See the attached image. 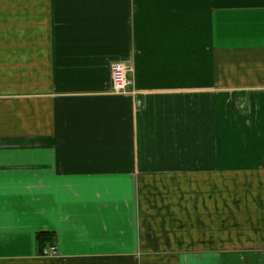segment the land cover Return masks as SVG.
<instances>
[{
  "label": "crops",
  "instance_id": "crops-1",
  "mask_svg": "<svg viewBox=\"0 0 264 264\" xmlns=\"http://www.w3.org/2000/svg\"><path fill=\"white\" fill-rule=\"evenodd\" d=\"M0 264H264V0H0Z\"/></svg>",
  "mask_w": 264,
  "mask_h": 264
},
{
  "label": "built area",
  "instance_id": "built-area-1",
  "mask_svg": "<svg viewBox=\"0 0 264 264\" xmlns=\"http://www.w3.org/2000/svg\"><path fill=\"white\" fill-rule=\"evenodd\" d=\"M131 68L128 64L123 62H113L110 66L111 71V86L110 91L113 94H127L129 93L132 81L129 79L128 74ZM45 256H56L57 249L52 246L43 250Z\"/></svg>",
  "mask_w": 264,
  "mask_h": 264
},
{
  "label": "trees",
  "instance_id": "trees-1",
  "mask_svg": "<svg viewBox=\"0 0 264 264\" xmlns=\"http://www.w3.org/2000/svg\"><path fill=\"white\" fill-rule=\"evenodd\" d=\"M52 237L50 233H39L37 235V243L40 247H43L47 242L51 241Z\"/></svg>",
  "mask_w": 264,
  "mask_h": 264
}]
</instances>
